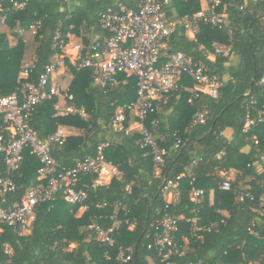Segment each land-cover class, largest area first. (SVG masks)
I'll list each match as a JSON object with an SVG mask.
<instances>
[{
  "label": "trees",
  "instance_id": "16d2710c",
  "mask_svg": "<svg viewBox=\"0 0 264 264\" xmlns=\"http://www.w3.org/2000/svg\"><path fill=\"white\" fill-rule=\"evenodd\" d=\"M14 2L24 4L15 7ZM127 2L0 0V16H4L0 95L17 90L24 62L29 63V78L37 79L53 53L56 32L65 40L70 33L90 49L91 42L106 32L99 23L100 13ZM199 8V0H170L166 13L178 22L169 43L173 50L203 61L207 72L218 76V94L198 92L189 100L193 80L183 73L172 93L152 102L144 124L165 151L156 167L149 148L137 143L136 130H114L110 125L116 106L136 100L134 74L118 72L114 83L101 86L93 83V68H79L65 59L72 104L83 109L84 115L55 116L57 98L52 96L34 107L30 124L41 139L58 126L76 129L64 135L61 143L50 145L51 155L64 167L94 155L103 143L105 160L119 174L103 184L92 183L95 174L81 175L79 185L88 194L82 211L81 204L68 202L58 193L53 200L36 205L27 233L19 235L0 224V264H165L157 249L148 247L165 213L181 217L174 233L179 253L172 255L170 264H264V223L254 211L264 208L260 200L264 195V122L256 121L244 130L246 119L255 117L264 100V0H222L217 9L227 13L231 30L200 22L190 37L180 19ZM215 43L228 46V54L210 58ZM199 111L204 112L203 122L195 119ZM134 119L126 111L123 126ZM39 166L38 159L24 149L7 203L19 201L26 187L37 182ZM230 171L234 172L232 189L224 190L220 182ZM177 175L179 199L166 205L162 187L166 179ZM192 188L202 190L195 200L190 198ZM113 211L122 223L113 234L114 244L107 246L88 225L107 228ZM119 246L132 250L125 263L116 258Z\"/></svg>",
  "mask_w": 264,
  "mask_h": 264
},
{
  "label": "built area",
  "instance_id": "2783aa9c",
  "mask_svg": "<svg viewBox=\"0 0 264 264\" xmlns=\"http://www.w3.org/2000/svg\"><path fill=\"white\" fill-rule=\"evenodd\" d=\"M199 1L198 11L180 19L185 21L192 37L197 33L200 22L231 30L225 10L217 9L222 0ZM23 4L24 2H14L15 7H21ZM169 4L170 0H128L127 3L108 7L99 15L100 26L106 32L101 39L91 42L90 49L79 41L72 42L70 33L66 34L65 40L56 32L51 43L53 53L36 80L29 78V63L22 64L17 90L0 95V224L9 225L19 235L27 233L36 205L53 200L58 193H62L68 202L81 204L80 209L84 210L88 194L86 188L79 185L80 176L95 174L92 183L103 184L118 173L116 166L105 160L103 143L97 146L94 155L85 156L71 167H64L50 152L51 144L62 142L64 134L61 130L57 129L45 139H41L30 124L34 107L52 96L57 98L53 105L55 116L74 112L84 115L83 109L72 104L73 95L68 91V87L58 81H52L56 70L64 67L66 58L76 62L79 68H93V83L101 86L114 83L118 72L127 71L134 74L136 100L116 106L110 117V125L114 130H136L139 134L137 143L149 148L154 167L162 160L165 151L158 147L152 132L144 124L148 110L152 109V102L164 99L172 93L183 73L193 80L189 100L196 97L198 92L217 96L218 76L209 74L203 61L171 48L169 37L178 21L167 15ZM0 22H4L3 15L0 16ZM213 48L212 56L227 55L229 52V47L224 44L215 43ZM68 50H71V53ZM249 103L253 104L254 99H250ZM128 110L135 119L124 127L123 121ZM203 114L204 112H197L195 119L203 122ZM256 121L264 122V100L255 117L246 119L244 130ZM26 148L40 164L37 182L26 187L19 201L7 203L6 194L15 188L13 174L20 168ZM262 159L264 161V156ZM179 178L180 175H177L164 182L162 195L166 205L179 199ZM232 178L233 176H227L220 182V187L224 190L232 189ZM201 193V189L192 188L190 198L195 200ZM242 196L239 192V199ZM260 200L264 203V195ZM102 204L96 203V206ZM117 207L123 208V205L117 202ZM254 211L264 223V208ZM180 218L165 213L155 227L152 242L148 244V247L154 246L157 249L165 264H170L172 255L179 253L174 233L178 229ZM109 219L111 225L107 228L97 223L88 225L95 231L96 238L107 246L114 244L113 234L122 223L117 211H113ZM191 222L194 223V219ZM128 227L131 228L132 224L129 223ZM131 254L130 248L119 246L116 258L125 263ZM187 264L199 263L189 261Z\"/></svg>",
  "mask_w": 264,
  "mask_h": 264
},
{
  "label": "crops",
  "instance_id": "0c3cea01",
  "mask_svg": "<svg viewBox=\"0 0 264 264\" xmlns=\"http://www.w3.org/2000/svg\"><path fill=\"white\" fill-rule=\"evenodd\" d=\"M186 33L188 36L192 37V34L186 30ZM73 37V35H72ZM210 58H213L212 55H210ZM236 58H232V62L235 61ZM59 73H62V74H65V67H59L56 72L53 74V77H52V81H58L57 77H56V74H59ZM69 77V76H68ZM71 77V76H70ZM60 82V81H58ZM68 82H69V78H67L66 82H60L63 86H68ZM58 130H61V132L64 134V135H68V134H74L76 133V129L73 128V127H68V126H58L57 128ZM119 174V173H118ZM234 172L233 171H230L229 172V176H233ZM109 181V180H108ZM108 181H106L105 183H107Z\"/></svg>",
  "mask_w": 264,
  "mask_h": 264
},
{
  "label": "rangeland",
  "instance_id": "374dc122",
  "mask_svg": "<svg viewBox=\"0 0 264 264\" xmlns=\"http://www.w3.org/2000/svg\"><path fill=\"white\" fill-rule=\"evenodd\" d=\"M27 35L28 36H31V33H28ZM78 40H79V38H77L75 36L72 37V42H74V41L76 42ZM68 52L71 53V50H68ZM68 75L69 74H67V72H65V74H62V73L56 74V77H57L58 81H60V82H66L67 78H69ZM80 211H82V210L80 209Z\"/></svg>",
  "mask_w": 264,
  "mask_h": 264
}]
</instances>
